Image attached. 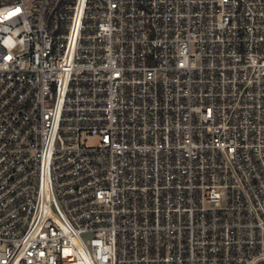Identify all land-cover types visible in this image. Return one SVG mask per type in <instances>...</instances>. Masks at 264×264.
I'll return each instance as SVG.
<instances>
[{"label":"built area","instance_id":"built-area-1","mask_svg":"<svg viewBox=\"0 0 264 264\" xmlns=\"http://www.w3.org/2000/svg\"><path fill=\"white\" fill-rule=\"evenodd\" d=\"M0 264H264V0H0Z\"/></svg>","mask_w":264,"mask_h":264}]
</instances>
